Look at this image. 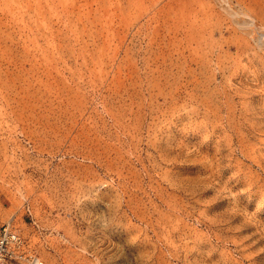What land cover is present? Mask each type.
<instances>
[{
    "label": "rangeland",
    "instance_id": "rangeland-1",
    "mask_svg": "<svg viewBox=\"0 0 264 264\" xmlns=\"http://www.w3.org/2000/svg\"><path fill=\"white\" fill-rule=\"evenodd\" d=\"M263 10L0 0V226L47 264H264Z\"/></svg>",
    "mask_w": 264,
    "mask_h": 264
},
{
    "label": "built area",
    "instance_id": "built-area-1",
    "mask_svg": "<svg viewBox=\"0 0 264 264\" xmlns=\"http://www.w3.org/2000/svg\"><path fill=\"white\" fill-rule=\"evenodd\" d=\"M0 264H47L30 238L11 223L0 226Z\"/></svg>",
    "mask_w": 264,
    "mask_h": 264
},
{
    "label": "bare ground",
    "instance_id": "bare-ground-1",
    "mask_svg": "<svg viewBox=\"0 0 264 264\" xmlns=\"http://www.w3.org/2000/svg\"><path fill=\"white\" fill-rule=\"evenodd\" d=\"M253 23H254V26H258L259 28L261 27L264 29V10L260 13H257V15H254Z\"/></svg>",
    "mask_w": 264,
    "mask_h": 264
}]
</instances>
